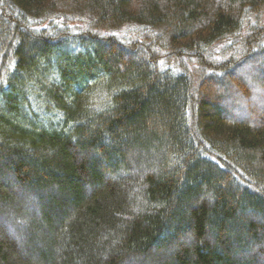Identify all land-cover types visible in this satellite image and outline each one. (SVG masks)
I'll return each instance as SVG.
<instances>
[{
  "label": "trees",
  "instance_id": "obj_1",
  "mask_svg": "<svg viewBox=\"0 0 264 264\" xmlns=\"http://www.w3.org/2000/svg\"><path fill=\"white\" fill-rule=\"evenodd\" d=\"M263 12L0 0V264H264Z\"/></svg>",
  "mask_w": 264,
  "mask_h": 264
},
{
  "label": "rangeland",
  "instance_id": "obj_2",
  "mask_svg": "<svg viewBox=\"0 0 264 264\" xmlns=\"http://www.w3.org/2000/svg\"><path fill=\"white\" fill-rule=\"evenodd\" d=\"M252 18H254V19H256L257 20V23L256 24H258V26L260 27V28H263V25H264V20L263 21H259V20H261V19H264V12L261 14H258V15H254ZM254 19H251V21H250V24H254L255 22H254ZM247 23H248V21H246V22H244V25H243V30H242V33L240 34V35H238L237 37H235L233 40H232V44H231V46L228 44V42L226 41V42H223V43H220V44H218V45H216L215 47L216 48H213L209 53H208V58H210L209 60H211L212 58H214L215 60H222L223 59V62L224 61H228L229 59H230V57L231 58H233L234 57V55H233V53H232V51L233 50H236V51H238L240 48H241V45H243V43H244V40H245V38L247 37V35L249 34V33H251L250 32V28H248V29H246V27H247ZM230 42V41H229ZM227 48H231V52L229 51L228 52V54H226V56H223V52L225 53V50L227 49ZM222 54V55H221ZM240 54H242V56L244 55V53H242V51H241V49H240ZM221 55V56H220ZM235 59V58H234ZM238 60H239V57L237 58V56H236V60H235V62H238ZM238 65H241V63L240 64H238ZM246 66H244L243 64L241 65V66H238L239 68H238V73H237V76L239 77V78H243L244 80H247V75L251 72V71H254L255 69H256V67H257V64L256 63H254L253 61L252 62H250L249 64H245ZM237 77V78H238ZM231 80H232V78L231 79H229V81H224V80H222V81H224V83H221L220 82V85L219 86H221V87H223V85H225L226 83L225 82H227V86H228V84H229V87H232V86H230V82H231ZM219 83V82H218ZM224 89V88H223Z\"/></svg>",
  "mask_w": 264,
  "mask_h": 264
}]
</instances>
